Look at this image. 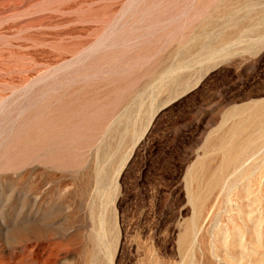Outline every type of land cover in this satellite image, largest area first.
Returning a JSON list of instances; mask_svg holds the SVG:
<instances>
[{
  "label": "rangeland",
  "instance_id": "374dc122",
  "mask_svg": "<svg viewBox=\"0 0 264 264\" xmlns=\"http://www.w3.org/2000/svg\"><path fill=\"white\" fill-rule=\"evenodd\" d=\"M0 264H264V0H0Z\"/></svg>",
  "mask_w": 264,
  "mask_h": 264
},
{
  "label": "bare ground",
  "instance_id": "6f19581e",
  "mask_svg": "<svg viewBox=\"0 0 264 264\" xmlns=\"http://www.w3.org/2000/svg\"><path fill=\"white\" fill-rule=\"evenodd\" d=\"M8 258V257H7ZM9 260V259H8Z\"/></svg>",
  "mask_w": 264,
  "mask_h": 264
}]
</instances>
